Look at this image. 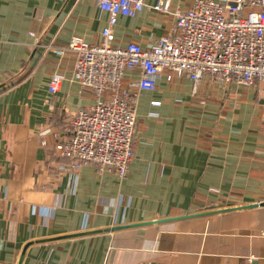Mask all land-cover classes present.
I'll return each instance as SVG.
<instances>
[{
    "label": "crops",
    "instance_id": "obj_1",
    "mask_svg": "<svg viewBox=\"0 0 264 264\" xmlns=\"http://www.w3.org/2000/svg\"><path fill=\"white\" fill-rule=\"evenodd\" d=\"M108 17L95 0H0V264H264L262 84L207 79L193 94L187 78L161 76L139 92L125 178L71 171L56 152L96 100L72 78L74 55L54 50L73 37L100 44ZM172 21L151 8L120 17L116 44L150 47Z\"/></svg>",
    "mask_w": 264,
    "mask_h": 264
},
{
    "label": "built area",
    "instance_id": "obj_2",
    "mask_svg": "<svg viewBox=\"0 0 264 264\" xmlns=\"http://www.w3.org/2000/svg\"><path fill=\"white\" fill-rule=\"evenodd\" d=\"M95 2L109 16L102 42L90 44L73 37L67 46L54 50L59 58L74 55L72 78L96 100L94 106L78 111L69 136L55 145L58 155L70 162L71 171L91 165L100 173L126 177L134 159L139 92L156 90L163 75L168 82L187 78L193 94L207 79L244 89L264 86V0H193L186 9H172L169 0H159L152 7L146 0ZM146 8L172 18L167 32L147 48L135 42L117 45L118 19L136 18ZM132 71H138L140 79L131 86L125 76ZM62 80L59 74L52 76L51 96L57 94Z\"/></svg>",
    "mask_w": 264,
    "mask_h": 264
},
{
    "label": "water",
    "instance_id": "obj_3",
    "mask_svg": "<svg viewBox=\"0 0 264 264\" xmlns=\"http://www.w3.org/2000/svg\"><path fill=\"white\" fill-rule=\"evenodd\" d=\"M252 207H257V205H252V206H247V207L230 208V209L223 210V212H230V211L237 210V209L252 208Z\"/></svg>",
    "mask_w": 264,
    "mask_h": 264
},
{
    "label": "trees",
    "instance_id": "obj_4",
    "mask_svg": "<svg viewBox=\"0 0 264 264\" xmlns=\"http://www.w3.org/2000/svg\"><path fill=\"white\" fill-rule=\"evenodd\" d=\"M8 88H9V87H8V86H6V87L4 88V90H5V89H8ZM134 147H135V146H134Z\"/></svg>",
    "mask_w": 264,
    "mask_h": 264
}]
</instances>
